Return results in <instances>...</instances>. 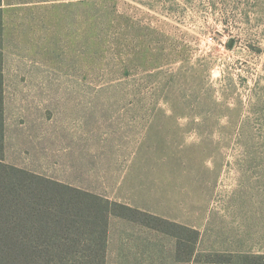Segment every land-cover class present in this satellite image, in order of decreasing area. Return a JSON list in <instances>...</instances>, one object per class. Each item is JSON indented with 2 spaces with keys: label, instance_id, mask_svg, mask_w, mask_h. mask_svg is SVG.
I'll use <instances>...</instances> for the list:
<instances>
[{
  "label": "rangeland",
  "instance_id": "374dc122",
  "mask_svg": "<svg viewBox=\"0 0 264 264\" xmlns=\"http://www.w3.org/2000/svg\"><path fill=\"white\" fill-rule=\"evenodd\" d=\"M2 14L5 160L161 220L111 217L104 264H264V0Z\"/></svg>",
  "mask_w": 264,
  "mask_h": 264
},
{
  "label": "trees",
  "instance_id": "16d2710c",
  "mask_svg": "<svg viewBox=\"0 0 264 264\" xmlns=\"http://www.w3.org/2000/svg\"><path fill=\"white\" fill-rule=\"evenodd\" d=\"M3 61L0 9V264H104L111 217L161 220L4 161Z\"/></svg>",
  "mask_w": 264,
  "mask_h": 264
},
{
  "label": "crops",
  "instance_id": "0c3cea01",
  "mask_svg": "<svg viewBox=\"0 0 264 264\" xmlns=\"http://www.w3.org/2000/svg\"><path fill=\"white\" fill-rule=\"evenodd\" d=\"M1 15H2V52H3V14H2V0H1ZM4 60V59H3ZM3 76H4V61H3ZM5 84V83H4ZM5 106V105H4ZM4 118H5V107H4ZM4 128H5V120H4ZM5 140V139H4ZM4 161L7 163V164H10L9 162H7V160H5L4 158ZM12 166H15V167H18L20 169H23V170H26L28 172H32L34 174H37L35 170H29V169H25V168H22V167H19L17 165H13V164H10Z\"/></svg>",
  "mask_w": 264,
  "mask_h": 264
}]
</instances>
